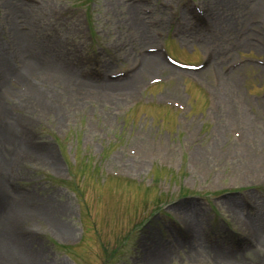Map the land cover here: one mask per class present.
Listing matches in <instances>:
<instances>
[{
	"label": "rangeland",
	"instance_id": "rangeland-1",
	"mask_svg": "<svg viewBox=\"0 0 264 264\" xmlns=\"http://www.w3.org/2000/svg\"><path fill=\"white\" fill-rule=\"evenodd\" d=\"M10 1L6 0L5 5L4 0H0V47L14 46L15 31L28 34L35 44H49L51 52L60 49V54L72 62L74 73L79 77L80 73L94 76L129 67L137 54L141 55L143 46L164 41L174 56L190 61L200 60L210 48L218 51L223 48V54L217 59L223 60L219 63V72L237 56L263 55L251 46H241L244 39L241 35L251 27L249 20L253 15L247 13L248 4L261 2L264 11V0H229L233 3L230 10L224 6L225 0H195L213 12L216 10L222 19L231 21L232 18L236 23L234 29L226 28V33L223 32L225 25L212 24L210 36L205 34L208 30L196 28H191L190 33H181L183 19L180 25L171 23L180 0H146L145 3L93 0L89 13L96 35L93 45L84 37L79 14L68 17L62 13L64 6L85 4L87 0ZM132 10L137 12L147 37L141 36V28L129 19L128 13ZM191 22L188 21L193 26ZM202 36H208V40L197 43L196 38ZM185 37L188 41H184ZM262 41L258 39L257 44H264ZM91 48L100 51L98 60L102 64L99 67L88 60ZM159 66H162L160 61L148 69L142 65L138 81L129 87H114L112 95L137 90L148 78L143 73L157 75ZM261 70L260 66L244 64L225 73L224 79L214 80L216 65L207 66L202 75H195L211 85L212 90L214 88L215 92L211 91L208 96L182 74L165 71V74L173 73L175 79L152 86L148 91L159 99L173 97L191 105L190 112L180 115L145 102H137L127 110L128 100L118 98L112 103L95 98L83 104L77 100L64 103L67 96L71 97L69 88L66 96L56 98L58 104H63H60L63 110L48 114H40L39 104L31 100L10 103L30 110L31 119L22 130L27 137L25 147L40 153L28 151L26 154L21 148L10 149L3 163L4 169L10 165L11 173H6L11 174L13 181H10L17 188L14 193H7V202L12 200L11 195L18 196V191L25 194L22 203L27 205L16 208V212L18 209L21 213L13 227L26 234L22 241L29 245V251L37 254L31 255L33 261L28 264H198L195 258L214 264L209 260L215 255L189 247L190 241L183 237L179 222L188 218L187 225H194L199 237L203 231L212 230L216 236L213 244L217 241L224 244L222 232L228 231V225L236 231L250 226L245 212L233 214L221 195L236 191L264 198V137L260 135L261 130L264 132V101L259 99L264 96V81H260L258 74ZM6 71L8 85L0 86V90L10 91V76L27 84L14 70L15 73ZM52 71L43 68L35 74L41 78L46 77L42 74L52 75ZM228 86L231 90L227 92ZM80 87L86 92L93 88L90 84ZM220 92L227 94L229 104L220 96L215 98ZM236 98L241 99L243 106L235 102ZM225 111L231 112L232 117ZM12 112L19 115L17 110ZM245 113L248 114L246 120L242 118ZM177 117L188 119V123L183 127L175 124ZM228 127L240 130L237 133H243V139L235 137ZM244 132L252 134L245 136ZM126 148L134 153H126ZM103 169L129 172L132 180L111 179ZM136 177L157 182L144 188L133 183ZM186 196L190 198L179 199ZM251 197L254 205H258L256 197ZM159 203L161 207L156 205ZM242 204L247 210L248 203ZM205 222L207 228H200ZM46 223L57 236L76 237L80 232L81 236L64 248L45 232ZM5 224L9 228L6 220ZM255 224L264 226V217L257 218ZM3 227L0 221V228ZM243 233L246 234V230ZM248 235L254 238L252 232ZM154 247L161 251L162 257L154 252ZM148 249H153V253L149 254ZM0 253L2 255L3 251ZM232 253L225 258L241 260ZM253 254L264 256V244L248 251L245 257L252 259ZM146 257L151 259L144 260Z\"/></svg>",
	"mask_w": 264,
	"mask_h": 264
},
{
	"label": "bare ground",
	"instance_id": "bare-ground-1",
	"mask_svg": "<svg viewBox=\"0 0 264 264\" xmlns=\"http://www.w3.org/2000/svg\"><path fill=\"white\" fill-rule=\"evenodd\" d=\"M8 2H11L10 0H7ZM4 3L6 5V0H4ZM233 3H230L229 0H225L224 6L228 8H232ZM252 6L248 4L247 13H252L255 18L251 19V27H255L256 29H249L243 33L245 36L244 39L241 40V46L246 47H253L257 49L258 51L264 52V46H257L253 42L254 37H258L260 39H264V11L262 10V3L261 2H252ZM228 9V10H230ZM16 13H18L16 11ZM18 15V14H17ZM251 16V17H253ZM129 19H131L133 24H137L139 26V29L141 28V24L139 23L138 14L136 11H130L128 13ZM211 22L215 27L218 26V24L225 25L223 32L226 33V28H232L234 29L236 26L235 21L231 18V21L228 19H222V16L219 15L216 10H214L213 15L210 14ZM227 22V23H226ZM226 30V31H225ZM257 30L259 32L255 33ZM139 34L141 36L147 35L146 29L143 27L141 28ZM256 34H259L256 36ZM146 37V36H145ZM14 39H16L14 46L12 48H9V46L0 47V86L8 85L5 80V75L7 74L6 70L12 71L11 73H17L21 80L27 82V90L24 92L15 90L13 88L12 90V96L15 99H20V102L26 103L28 101H34L39 104L40 107V114L45 113H51L54 111L60 110V107L58 106L56 98L59 96H66V90H62L57 88L48 77L43 78H36L35 71L38 69L43 68H51L53 70V74L51 76L57 77L59 76L61 79L65 80V88L67 86L70 87V89L76 90V93L79 94L80 91H82L83 88L80 87V85L85 84H92V86L96 87V89H101L105 101L112 102L113 96L111 90L114 89V87L117 86H123V87H129L133 85L135 82L138 81L140 78L139 73L135 72L132 75L128 76L126 79L118 82H107L106 80H93L89 77L84 76L83 78H80L75 71L69 66L66 65L65 61L62 60V56L59 54H54L50 51V47L48 45L39 44V43H33L32 40L29 39L28 34L22 33V32H14ZM184 41H188V38L185 37ZM223 48L220 49L218 52L216 51L215 54L212 55V59H217L218 56L223 54ZM161 62V59L158 54H149V55H142V65L144 69L152 68L154 64ZM59 71H58V70ZM13 70L15 72H13ZM67 74V75H66ZM259 79L261 81H264V69L263 71H260L259 73ZM45 75V74H42ZM226 76L221 74L220 78L224 79ZM32 79V80H31ZM93 80V81H92ZM234 81V80H233ZM228 90H231L228 88ZM127 91V90H126ZM219 96L222 98V101L225 102L227 96L224 92H221ZM66 102L69 101V98L64 99ZM11 106L8 101H6L0 94V221L4 223L6 222L9 225V228H6V224L3 228H0V247L3 251V254L0 255V264H28V262H32V256H37L35 251H30L27 249L29 248L28 244L26 245L24 241H22V238L26 236L25 233H21L17 227H13L14 222L16 221V218L18 214L21 212H16V208H18V205L26 207L22 201H24L23 194L18 191V198L17 201L10 200L7 202V193L10 192V188L7 185V174H6V168L4 169L3 163H4V157L8 153L10 149H22L25 151V153H29L28 151H32V153L40 154L39 152L31 149H27L25 147L27 142V137L24 136L22 131L18 129L17 125L13 122V115L11 113ZM228 115V112L226 113ZM243 119L244 116H242ZM24 153V154H25ZM41 156V155H39ZM257 164H260L259 162H256ZM13 184V183H12ZM15 188L16 186H12ZM25 195V194H24ZM26 201V200H25ZM27 202V201H26ZM225 203L229 206L230 209L231 206L237 210L238 209V203L233 200L229 199L226 200ZM20 206V207H21ZM19 207V208H20ZM21 210V209H20ZM234 212V211H233ZM235 213V212H234ZM263 213H264V206H263ZM195 214V213H194ZM3 215L4 218H3ZM250 221L255 220V216L251 215L248 217ZM253 234L258 240L259 244H264V226L260 224V226H253ZM194 235V233L192 234ZM190 243H188L189 247H195V236H192V238L189 239ZM188 240V241H189ZM152 244V243H150ZM241 246L238 247L232 255L239 257L241 260V263L243 264H264V256H256L253 254L252 259H248V257H245L246 251H251L253 249L252 245L249 243V241L242 240ZM250 244V245H249ZM175 246V244H173ZM31 246V245H30ZM202 249H207V245L205 246H199ZM198 247V248H199ZM162 248V246H161ZM197 248V247H196ZM154 252L157 253L159 257H162L161 251L156 249V247L153 248ZM153 249H148L149 254L153 253ZM164 249V247H163ZM168 249V247L166 248ZM223 248L221 246L216 245L215 247H212V252L215 253V255L228 257L230 254L226 250L223 251ZM1 254V253H0ZM161 254V255H160ZM32 255V256H31ZM247 256V255H246ZM217 258H219L217 256ZM146 259H151V257H146ZM163 259V258H162ZM161 259V260H162ZM248 259V260H247ZM225 260V259H223ZM245 262V263H244Z\"/></svg>",
	"mask_w": 264,
	"mask_h": 264
}]
</instances>
